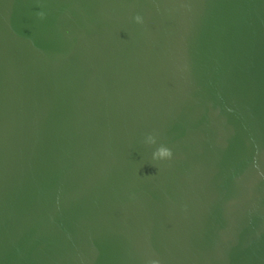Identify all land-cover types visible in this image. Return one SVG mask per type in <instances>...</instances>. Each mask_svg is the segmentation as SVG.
<instances>
[{
	"label": "water",
	"instance_id": "95a60500",
	"mask_svg": "<svg viewBox=\"0 0 264 264\" xmlns=\"http://www.w3.org/2000/svg\"><path fill=\"white\" fill-rule=\"evenodd\" d=\"M152 260L264 264V0H0V264Z\"/></svg>",
	"mask_w": 264,
	"mask_h": 264
},
{
	"label": "clouds",
	"instance_id": "9594fccd",
	"mask_svg": "<svg viewBox=\"0 0 264 264\" xmlns=\"http://www.w3.org/2000/svg\"><path fill=\"white\" fill-rule=\"evenodd\" d=\"M41 16L43 13L40 14ZM137 20L139 21L140 18L137 17ZM142 143L148 147L156 146L157 145V135L155 133H147L144 135ZM172 152L169 148H167L164 145H159L154 148V150L151 152V158L153 160H165V159H171ZM149 264H159V261L152 260L149 262Z\"/></svg>",
	"mask_w": 264,
	"mask_h": 264
}]
</instances>
